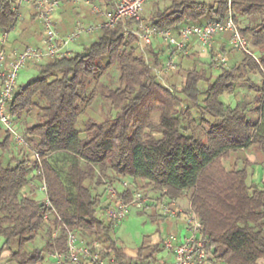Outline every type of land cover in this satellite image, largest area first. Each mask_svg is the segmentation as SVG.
Segmentation results:
<instances>
[{"label": "trees", "instance_id": "16d2710c", "mask_svg": "<svg viewBox=\"0 0 264 264\" xmlns=\"http://www.w3.org/2000/svg\"><path fill=\"white\" fill-rule=\"evenodd\" d=\"M92 1L111 8L116 0ZM153 1L157 8L144 20L175 32L225 20L231 6L259 62L231 47L229 32L218 34L221 55L239 52V58L215 72V57L205 63L195 52L179 53L186 76L170 89L158 75L168 47L151 42L144 51L130 32L138 23L130 19L101 28L82 51L29 65L37 76L15 87L7 108L23 124L33 151L24 148L39 158L24 153L0 159V264H54L48 252L67 249L68 230L98 240L121 264H150L162 244L122 246L104 217L106 182L128 200L129 191L118 186L124 179L151 191L153 200L187 198L203 223L212 264H264V185L249 181L251 166L264 163V0ZM64 4L58 23L63 33L78 19L102 20ZM30 10L31 20L22 26L26 43L43 33ZM16 22L11 2L0 0V26ZM36 22L39 33L31 26ZM114 68L118 80L107 83ZM227 95L241 98L232 104ZM99 99L108 106L103 116L95 109ZM13 142L14 134L0 124L1 155ZM243 150H254L257 163L240 157ZM35 179L46 182L52 207L34 196Z\"/></svg>", "mask_w": 264, "mask_h": 264}, {"label": "built area", "instance_id": "2783aa9c", "mask_svg": "<svg viewBox=\"0 0 264 264\" xmlns=\"http://www.w3.org/2000/svg\"><path fill=\"white\" fill-rule=\"evenodd\" d=\"M12 10L16 14L17 22L12 26H0V124L14 134L15 141L20 145L30 148L29 142L24 135L19 133L13 124L7 104L13 97L17 86V77L24 67L41 63L48 60L69 56L72 52L70 45L88 36L101 28L115 27L119 22L134 19L138 25L130 32L138 35L141 41L150 44L153 39H159L170 51L167 55L163 72L177 70L175 58L179 53L190 55L189 48L193 39L206 47H211L218 34L230 33V46L238 51L246 52L253 56L258 62L259 58L250 45L249 40L241 33L236 23L230 6L229 15L225 20H213L203 25H189L175 32L171 27H162L147 23L142 17V11L148 0H116L113 7L108 8L104 4L92 0H9ZM71 2L75 5L83 4L90 8L93 14L102 18L98 23L78 20L73 29L63 33L55 14L65 3ZM33 8L37 20L40 22L43 33L36 44L25 46L23 49L15 47L8 49L9 34L15 30L23 21V9ZM142 47V44H141ZM144 50V47H142ZM217 64L225 66L227 58L222 56ZM39 158L37 152L34 153ZM41 191L47 206L52 207L47 196V184L41 183ZM121 189L128 190L130 198L126 200L120 196L116 187L109 185L107 189L108 198L104 209L106 221L113 224L114 229L120 221L125 219L132 206L145 208L155 206L156 211L165 217H175L185 214L186 234L178 236L170 234L163 239V247L172 254L173 264H212V255L207 251L208 239L204 234L203 223L198 214L193 210L190 202L188 209L183 211L178 200L166 197L164 200H153L148 194L134 188L129 180L121 182ZM152 202V203H151ZM151 205H150V204ZM55 212L56 210L53 209ZM59 231L55 232L57 235ZM111 249L98 240L90 241L84 238L79 230H68L67 249L56 250L49 254V259L54 264H121L115 254L108 255ZM107 254V255H106Z\"/></svg>", "mask_w": 264, "mask_h": 264}, {"label": "rangeland", "instance_id": "374dc122", "mask_svg": "<svg viewBox=\"0 0 264 264\" xmlns=\"http://www.w3.org/2000/svg\"><path fill=\"white\" fill-rule=\"evenodd\" d=\"M208 1H213V0H208ZM99 3V2H98ZM165 2L161 1V6H164ZM164 4V5H163ZM153 0H148L144 6V9L142 11V17L145 19L146 17L149 18L152 15V10H156L157 5H155ZM85 8V7H83ZM87 9L90 10L89 7H86ZM23 12V21L20 24V26L12 30L9 34L10 42L11 44H16V42L20 43V46L25 47L26 45H30L38 35L35 37H31L29 41L22 42V38L24 37V33L22 31V26L23 23L26 21H30L31 19V10L28 9H21ZM78 20H85L83 19H78ZM77 20V21H78ZM76 21V22H77ZM75 22V24H76ZM31 26L34 30H36L38 33L40 32L39 29V24L36 23H31ZM75 26V25H74ZM74 28V27H73ZM18 29H21L18 31ZM98 31L95 33H92L88 36L83 37L79 41L72 43L70 45V49H72V52L70 55H72L75 51H82L85 47L86 44H89V42L92 39H95L98 36ZM39 37V36H38ZM17 46V45H15ZM206 47V46H205ZM15 48V47H14ZM13 49V48H11ZM192 53V52H191ZM190 53V54H191ZM196 58H198L201 62L209 63L212 59L211 57H215L216 59L222 57L220 50L216 49L214 45L211 47H206L205 50L202 52H195ZM227 58L228 64L225 66H231L236 58H239V52L236 54H233V57H228L224 56ZM217 61V60H216ZM177 70L175 71H170V72H163L159 74V80L163 83L164 86L172 89V83L176 85H181L183 80L185 79V73H183L181 68V56L178 54L177 59ZM219 67L220 65L216 64L215 66V72H219ZM38 74V71L34 68V66H26L23 69L20 70L19 75L17 77V86H24L26 85L29 81L33 80ZM119 77V72L116 68L112 69L111 73L105 78V81L107 83L112 82H117ZM255 78L259 79L258 76ZM244 89V88H243ZM245 90V89H244ZM252 96L251 93H249L248 98ZM241 98V95H227L225 96V101L234 104L236 99ZM95 109L100 115H105L107 112L108 106H104V103L101 99H99L96 104H95ZM13 124L17 131L21 133L22 135H25V131L23 128V124L20 122H16L13 120ZM25 146L20 145L16 142H13L11 150L8 152H5L4 154L1 155L2 150H0V159L3 160L4 162H7L11 156H17L21 157L24 155V153L30 154L32 157H35L33 153L31 152L33 150H28L27 148H24ZM241 156L242 158L245 159V157L250 160L251 163H257V156L255 154V151H241ZM248 159V160H249ZM228 164V162H226ZM251 174H250V183L255 182L260 185H264V163H258V164H253L251 166ZM127 180V179H124ZM42 181L35 179L32 181V184L38 188V191L34 194V196L37 199H44V193L41 191V184ZM114 183L111 182H106V188L108 189L109 185H113ZM121 188V185H118ZM115 187V186H114ZM100 193H103L104 195L106 194L105 186H101L99 189H97ZM148 195H153L151 191L147 192ZM180 200V206L183 211H186L188 209L189 203H187V198L184 199H179ZM151 205V204H150ZM156 207L153 206H148L145 207V210L142 208H137L135 206H132L130 209L129 215L123 219L122 221L119 222V224L116 226L114 229V234L116 235L119 244L122 246H125L127 248H130L132 250H136L137 248L143 246V245H149V244H155L157 238L158 239H165L167 236L170 234L174 233L177 234L178 236L185 235L186 234V220L183 218L184 215H181L180 217H167V219H162L159 217H156ZM43 239L41 237L38 238L37 240V245L42 246L43 244ZM152 248H149L147 250L148 252H151ZM51 252H48V255ZM171 254L168 250L160 247V250L154 254L155 260H152L150 264H172L173 260H171ZM46 264H51L50 262H46Z\"/></svg>", "mask_w": 264, "mask_h": 264}, {"label": "crops", "instance_id": "0c3cea01", "mask_svg": "<svg viewBox=\"0 0 264 264\" xmlns=\"http://www.w3.org/2000/svg\"><path fill=\"white\" fill-rule=\"evenodd\" d=\"M65 4H63L59 9H58V11L56 12V14H55V19H56V21L58 22V23H60L61 21H62V16H61V11H62V9H63V6H64ZM75 5V4H74ZM77 8H78V10H80L82 7H87V6H85V5H83V4H79V5H75ZM39 22V21H38ZM86 22H88V21H86ZM39 24H40V22H39ZM41 25V24H40ZM59 25V24H58ZM75 25V24H74ZM74 25H72V27H71V29H73V27H74ZM20 26V25H19ZM71 29H69L68 31H70ZM19 30H21V29H18V31ZM68 31H66V32H68ZM65 32V33H66ZM41 37V36H40ZM40 37H36L35 39L33 38V42L31 43V44H36L37 42H38V40H39V38ZM11 40H10V38L8 39V49L9 50H12L11 48H13L14 49V47H17V48H19L20 49V47H22V46H20V43L19 42H16V44H11V42H10ZM152 42H157V43H159L160 42V40L159 39H157V38H155V39H153V41ZM30 44V45H31ZM141 44H142V47H144V51H147V47H148V44H146L145 42H143V41H141ZM15 45H17V46H15ZM191 47H192V52H202L203 50H205V46H203L202 44H200L197 40H195V39H193L192 40V42H191ZM213 45L215 46V48H219L220 47V43L218 42V40H217V38H215V40H214V43H213ZM27 46V45H26ZM169 50L167 49V53H166V55H168L169 54ZM177 59V57L175 58V60ZM241 151L239 152V155H240V157H242L241 156ZM246 158V157H245ZM249 159V158H248ZM249 160H252L251 158L249 159ZM178 202H179V204L181 203L180 202V200L178 199ZM152 203V202H151ZM187 203H189L188 202V200H187ZM150 204V203H149ZM156 213L157 214H159V215H161L159 212H157L156 211ZM181 215H184V219L186 220V218H185V214H179L178 216H176V217H180ZM162 216V215H161ZM169 218V217H168ZM158 242H160L162 245V248H164L163 247V239H158L157 238V240H156V243H158ZM155 243V244H156ZM171 254V253H170ZM171 260H172V254H171ZM173 264V263H172Z\"/></svg>", "mask_w": 264, "mask_h": 264}]
</instances>
